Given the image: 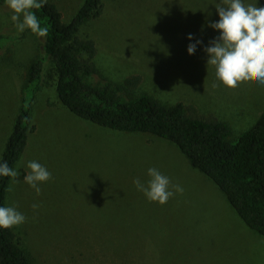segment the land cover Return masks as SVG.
I'll list each match as a JSON object with an SVG mask.
<instances>
[{"label":"rangeland","instance_id":"1","mask_svg":"<svg viewBox=\"0 0 264 264\" xmlns=\"http://www.w3.org/2000/svg\"><path fill=\"white\" fill-rule=\"evenodd\" d=\"M68 22L83 0H48ZM264 7V0H244ZM219 0H105L101 15L79 30L94 42L97 73L91 82L121 83L139 75L132 96L148 94L163 104L182 103L188 112L225 121L233 137L264 110V83L228 89L207 67L204 48L220 35ZM12 12L0 2V34L12 41L0 50V155L20 106L25 67L41 56L40 38L19 32ZM192 35L193 40L188 36ZM202 41L193 55L187 47ZM46 73L51 64H46ZM217 87H213V84ZM48 80L36 96L33 131L15 166L7 206H17L26 222L13 227L15 239L34 264H74V243L63 248L45 228L54 216L72 229L88 231L120 261L141 264H264V237L248 229L216 186L193 169L173 144L149 134L99 129L67 111ZM29 161L52 178L39 195L24 182ZM183 187L164 205L150 202L133 184L147 183L149 168ZM33 204L39 205L34 211ZM48 233V235H47Z\"/></svg>","mask_w":264,"mask_h":264},{"label":"trees","instance_id":"2","mask_svg":"<svg viewBox=\"0 0 264 264\" xmlns=\"http://www.w3.org/2000/svg\"><path fill=\"white\" fill-rule=\"evenodd\" d=\"M103 1L83 0L68 22L48 0L41 9L32 10L48 34H35L41 40L42 54L25 67L20 106L0 163L7 162L15 169L33 131L36 96L44 83L54 80L60 104L76 118L99 129L149 134L176 146L189 165L216 186L244 225L264 237V110L234 138L227 122L197 117L182 103L166 105L145 93L132 96L141 82L139 75L121 83L91 82L97 73L95 45L78 34L88 21L101 15ZM11 41V37L0 34V50ZM48 62L51 72L46 73ZM11 180L0 177V207L7 206ZM50 220L43 229L50 231L51 241L58 244L62 254H67L63 249L67 241L74 243L70 251L74 264H141L118 261L96 235L70 228L66 219L54 216ZM0 264H34L29 252L15 239L12 228L0 229Z\"/></svg>","mask_w":264,"mask_h":264},{"label":"clouds","instance_id":"3","mask_svg":"<svg viewBox=\"0 0 264 264\" xmlns=\"http://www.w3.org/2000/svg\"><path fill=\"white\" fill-rule=\"evenodd\" d=\"M12 12L11 21L19 32L30 30L40 37L48 34V29L41 26L39 18L32 11L41 9L47 0H5ZM219 15L218 22L209 27L220 33L219 37L204 48L208 55L207 67L215 69L216 79L228 89H235L242 83H264V7L257 3H245L244 0H219L215 5ZM188 39L193 40L192 35ZM202 41L190 43L189 55H193L197 45ZM213 84V87H217ZM24 182L40 194L41 183L52 178V174L40 163L29 161ZM147 183L139 178L133 181L136 189L144 194L150 202L164 205L175 194H183L179 184H173L170 178L156 168H149ZM19 172L9 167L7 162L0 163V177H10L14 182ZM35 211L39 205L33 204ZM26 222L24 214L17 206L0 207V229H10Z\"/></svg>","mask_w":264,"mask_h":264}]
</instances>
